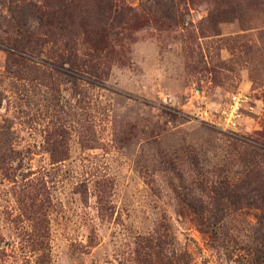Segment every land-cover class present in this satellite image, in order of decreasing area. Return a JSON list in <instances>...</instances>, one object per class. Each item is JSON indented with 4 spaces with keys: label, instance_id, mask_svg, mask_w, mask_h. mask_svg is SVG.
Instances as JSON below:
<instances>
[{
    "label": "rangeland",
    "instance_id": "rangeland-1",
    "mask_svg": "<svg viewBox=\"0 0 264 264\" xmlns=\"http://www.w3.org/2000/svg\"><path fill=\"white\" fill-rule=\"evenodd\" d=\"M0 264H264V0H0Z\"/></svg>",
    "mask_w": 264,
    "mask_h": 264
},
{
    "label": "trees",
    "instance_id": "trees-1",
    "mask_svg": "<svg viewBox=\"0 0 264 264\" xmlns=\"http://www.w3.org/2000/svg\"><path fill=\"white\" fill-rule=\"evenodd\" d=\"M97 18L99 20V17H97ZM101 32L102 31L97 32L96 35H94V37L92 39L94 41L93 43H97L98 41L103 42L105 40L106 36H104Z\"/></svg>",
    "mask_w": 264,
    "mask_h": 264
}]
</instances>
